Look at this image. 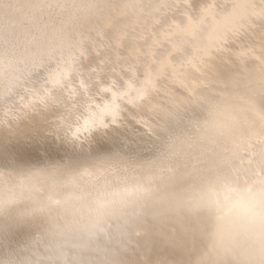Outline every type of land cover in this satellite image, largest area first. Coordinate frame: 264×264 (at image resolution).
Returning a JSON list of instances; mask_svg holds the SVG:
<instances>
[{"label":"bare ground","instance_id":"bare-ground-1","mask_svg":"<svg viewBox=\"0 0 264 264\" xmlns=\"http://www.w3.org/2000/svg\"><path fill=\"white\" fill-rule=\"evenodd\" d=\"M0 264H264V0H0Z\"/></svg>","mask_w":264,"mask_h":264}]
</instances>
